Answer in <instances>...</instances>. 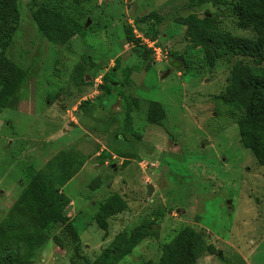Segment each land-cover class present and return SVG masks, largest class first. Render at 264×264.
<instances>
[{"label":"rangeland","instance_id":"1","mask_svg":"<svg viewBox=\"0 0 264 264\" xmlns=\"http://www.w3.org/2000/svg\"><path fill=\"white\" fill-rule=\"evenodd\" d=\"M57 1L90 20L86 35L50 42L32 0H19V27L5 53L26 71L0 109L1 236H39L22 264H85L60 227L47 234L24 200L37 170L65 181L63 212L91 260L159 264L177 233L193 227L210 248L197 264H264V165L242 139L241 109L216 98L243 56L210 66L178 22L194 13L219 32L255 38L254 27L239 24L238 0ZM155 10L164 19L151 39L139 18ZM151 100L165 106L159 124L147 121Z\"/></svg>","mask_w":264,"mask_h":264},{"label":"trees","instance_id":"2","mask_svg":"<svg viewBox=\"0 0 264 264\" xmlns=\"http://www.w3.org/2000/svg\"><path fill=\"white\" fill-rule=\"evenodd\" d=\"M19 0H0V109L6 108L18 91L26 71L24 67L5 53L11 46L14 34L20 23ZM236 7L241 26H252L258 36L255 38L234 36L219 32L209 17H199L191 13L180 17L178 22L186 26V37L194 47L204 51L206 63L215 65L219 58L227 56H243L232 66L229 83L216 98L225 104L241 109L242 113L236 122L242 130V139L250 150L258 157L260 165H264V0H238ZM74 7L57 0H32L31 13L38 30L50 42L69 41L77 35L85 36V27L90 20H84L82 13L74 11ZM164 16L158 11H151L139 18L147 25V34L151 39L159 35V25ZM131 28L128 34L132 37ZM130 70V67L129 69ZM106 94L113 92V86H101ZM9 105V106H10ZM166 116L163 103L151 100L147 110V121L152 124L161 123ZM127 118V129L131 126ZM138 139L139 132L134 133ZM61 152L58 154L60 155ZM57 155V156H58ZM65 181H58L43 170H37L23 188L22 196L34 208L43 230L48 234L60 227V234L65 243L74 250V257L85 264H105L100 260H91L82 254L80 234L63 211L67 204V196L61 191ZM151 227V226H150ZM152 230L156 229L152 226ZM0 227V264H22L39 248L38 234L18 232L1 236ZM210 250L206 244L202 230L193 227L182 228L169 245V257L159 264H197V260ZM113 262L115 254L110 256ZM75 262V260L73 259ZM76 263V262H75Z\"/></svg>","mask_w":264,"mask_h":264},{"label":"water","instance_id":"3","mask_svg":"<svg viewBox=\"0 0 264 264\" xmlns=\"http://www.w3.org/2000/svg\"><path fill=\"white\" fill-rule=\"evenodd\" d=\"M169 73V71L168 72H166V74L165 75H167ZM150 190H153V187H150Z\"/></svg>","mask_w":264,"mask_h":264},{"label":"built area","instance_id":"4","mask_svg":"<svg viewBox=\"0 0 264 264\" xmlns=\"http://www.w3.org/2000/svg\"><path fill=\"white\" fill-rule=\"evenodd\" d=\"M157 50V53H161V51L159 49H156Z\"/></svg>","mask_w":264,"mask_h":264}]
</instances>
